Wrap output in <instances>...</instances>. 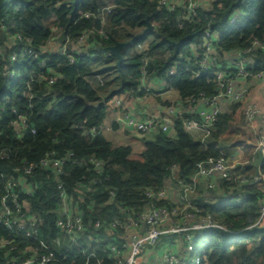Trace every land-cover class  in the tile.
Here are the masks:
<instances>
[{
  "label": "trees",
  "instance_id": "1",
  "mask_svg": "<svg viewBox=\"0 0 264 264\" xmlns=\"http://www.w3.org/2000/svg\"><path fill=\"white\" fill-rule=\"evenodd\" d=\"M86 14L90 17L86 18ZM184 14L182 3L170 12L160 8L159 0H0V47L15 35L32 40L38 53L53 36L60 38L64 33L68 42L62 43L57 52L39 59L21 56L23 43L8 50V55L16 53L19 58L14 81L0 74V104L15 103L19 113H27L36 134L20 141L12 129H3L0 156L6 154L10 159L0 160V194L23 161L38 162L53 151L59 157L69 151L75 152L78 158L96 157L106 163L100 173L87 164L76 167L66 163L68 176L62 178L72 196L78 187L91 189L75 201L91 233L95 221L108 226L120 215L115 204L107 205L109 190L116 191V203L139 210L144 205L146 189L160 190L169 184L182 189V185H193L198 162L225 155L226 151L216 145V140L232 132L239 106H231L220 116L212 139L202 142L187 132L185 123L200 119L191 110L194 102L202 96L209 99L216 96L217 85L194 62L185 59L191 55V45L202 42L206 29L219 32L218 68L235 78L236 72L230 68L227 55L234 50L251 48L253 39L264 44V0H213L212 9L201 8L198 19L185 21ZM234 15H238V20L231 24ZM149 24L154 30L124 48L118 65V58L107 50L131 41ZM84 34L87 41L80 47L84 54L75 55L72 63V48ZM248 57L251 72L264 71V51L252 50ZM43 59L47 60L45 66L41 64ZM176 62H179L176 74L167 77ZM142 71L150 80L167 77L169 89L177 93L178 102L162 99L161 93L143 91ZM51 72L57 75L55 83L39 82L41 78H49ZM196 73L200 76L195 77ZM95 75L102 82L92 79L89 84L82 79ZM23 80L31 81L30 89L16 88V83ZM122 95L135 99L154 96L162 107L179 105L183 114L175 117L172 134L159 129L151 137H142L140 145L131 143L125 136L123 144L117 146L102 130L107 110L100 97L110 100ZM114 128L117 133L119 128ZM254 169L237 168L234 172L246 175ZM261 170L264 172V162ZM212 183L216 185L213 189ZM29 184L35 189L32 211L47 215L57 208L58 183L53 173L37 169ZM195 189L190 198L197 209L228 230L211 229L197 235L201 264H264V225H256L261 216L264 185L240 186L233 181L209 177L196 178ZM241 194L244 198L238 203L236 197ZM49 220L46 228H53L55 215ZM103 233H96L101 240L99 244L83 239L81 251L95 250L104 255L101 247L107 245L108 239ZM0 235L8 238L11 232L0 225ZM66 249L71 258L77 256L80 263L85 261L76 246L68 245ZM7 251L0 250V263L5 261Z\"/></svg>",
  "mask_w": 264,
  "mask_h": 264
},
{
  "label": "built area",
  "instance_id": "2",
  "mask_svg": "<svg viewBox=\"0 0 264 264\" xmlns=\"http://www.w3.org/2000/svg\"><path fill=\"white\" fill-rule=\"evenodd\" d=\"M180 3L185 5L183 20L191 21L199 18L201 8L212 9L213 0H183L182 2L181 0H159L160 8L170 12H174ZM85 16L90 17L89 14ZM237 20L238 15H234L230 23H235ZM180 28L183 26L181 25ZM58 39L53 36L41 47V53H38L32 40L24 39L20 35L12 36L4 47H0V74L12 81L15 80L19 55L16 53L8 55V50L15 44L23 43L21 56L28 55L31 59H39L43 55L59 50L61 43ZM86 41L87 36L84 34L72 48L74 51V55H70L72 63L75 62V55L84 54L80 47ZM64 42L68 43L67 39ZM220 44L221 34L206 29L202 42L192 44L191 55L185 59L187 62H194L202 72L208 74V80L217 85L216 96L210 99L202 96L200 100L194 102L191 110L197 112L200 119L187 121L185 129L195 138L206 142L213 138V129L228 108L239 106V109L243 106L244 121H235L237 110L232 122V132L225 138L216 140V145L226 151L225 155L198 162L193 185H182V189H175L171 184L160 190L146 189L144 205L139 210L116 203V191L109 190L107 205L115 204L120 215L114 217L108 226L100 220L95 221L91 226V233L85 226L79 206L75 204V201L82 199L85 192L91 189L78 187L72 196L62 182V178L68 176L65 170L66 163L76 167L87 164L95 172L100 173L106 167L105 161L93 156L78 158L73 151L67 152L62 157L54 151L47 152L38 162L23 161L21 166L14 169V174L3 186V194H0V225L11 232L8 238L0 235V250H8L5 261L0 264H201L202 256L197 252L199 247L197 235L211 229L228 230L210 215H205L197 209L192 202L190 196L196 192V178L217 177L227 182L233 181L240 186L251 183L264 185V172L261 170V164L264 162V71L253 73L248 69V65L251 64L248 54L257 49L264 51V44L253 39L251 48L234 50L227 55L230 68L236 72L235 78L228 77L226 72L218 68L220 60L216 49ZM199 50H202V53ZM46 63L45 59L41 61L42 66ZM178 65L179 62H176L168 70L167 77L176 74ZM56 76L51 72L49 78H41L39 82L47 81L53 84ZM199 76V73L195 74V77ZM167 77L150 80L142 71L141 89L147 94L161 93V96L174 92L169 89ZM82 79L89 84L92 79L102 82V78L98 75L86 76ZM30 84L31 81L23 80L16 83V88L30 89ZM148 97L154 96L146 95L139 99L144 100ZM100 98L107 110V117L102 126L103 131L117 126L124 132H136L140 138L151 137L159 129L172 134L175 117L183 114L179 105L171 107L158 105L141 117L136 112L128 110L120 96L110 100ZM7 113L10 115H6ZM108 114L112 115L109 125L106 124ZM260 116H262V128L256 132L255 121ZM5 127L12 129L20 141L36 134L27 113H19L13 102L0 104V136ZM9 159V155L0 156L1 161ZM245 167L255 169L246 175L234 172L237 168ZM37 169L53 173L54 180L58 183L59 204L47 215L31 209V199L35 189L29 183ZM181 184L183 183L180 182ZM215 186L212 183L210 188L213 189ZM243 198L242 194L238 195L236 201L241 203ZM261 205V216L256 224L260 226L264 225V191ZM52 215H55L54 227L46 228ZM101 231H104L103 235L108 239L107 245L101 247L104 255H100L95 250L88 253L81 251L83 239L99 244L101 240L99 241L96 233ZM163 239H170V242L165 243L163 249L158 251L157 245ZM68 245L76 246L77 251L83 253L86 258L83 263L78 261L77 256L71 258L66 249ZM176 248L182 252L176 251ZM14 253L17 255L15 256ZM202 254H205V251Z\"/></svg>",
  "mask_w": 264,
  "mask_h": 264
},
{
  "label": "crops",
  "instance_id": "3",
  "mask_svg": "<svg viewBox=\"0 0 264 264\" xmlns=\"http://www.w3.org/2000/svg\"><path fill=\"white\" fill-rule=\"evenodd\" d=\"M172 95V99L171 96ZM123 98L124 100V105L125 107L130 110V111H134L136 112V114H138L139 116H143L146 112H150L152 111L154 108L158 107V105H160L157 101L156 98L154 97H148L144 100H141L139 98H132L131 96H120ZM162 99L164 100H170L171 102H178L179 98H178V95L176 92H170V93H167L163 96H160ZM112 118V115L111 114H108V118H107V121H106V124L109 125V121L111 120ZM115 126H112L110 130H107V131H104L105 133V136L110 140V136L111 134H115L116 132L114 131V128ZM119 131H123L121 129L118 130ZM117 132V133H118ZM123 133V132H122ZM125 133L127 134H131V133H134V132H131V131H125ZM108 134V135H107ZM123 140V138H122ZM176 251L178 252H182V250H179L176 248Z\"/></svg>",
  "mask_w": 264,
  "mask_h": 264
},
{
  "label": "rangeland",
  "instance_id": "4",
  "mask_svg": "<svg viewBox=\"0 0 264 264\" xmlns=\"http://www.w3.org/2000/svg\"><path fill=\"white\" fill-rule=\"evenodd\" d=\"M131 54H134V51L131 52ZM172 99V95H170ZM264 103V102H263ZM261 119H262V116L259 117V119H256L255 121V131L258 132L259 130H261L262 128V124H261ZM235 121H244L243 120V106L242 108L240 107L238 109V111L236 112V115H235ZM123 132V133H122ZM119 131L118 133H115V134H111V138H110V142H112L114 145H122L123 143V140L122 138H124L125 136L128 138L129 141H131V143H134V144H139L141 143V138H140V135L137 134L136 132L134 133H131L130 135L129 134H126L124 131ZM246 134V132H245ZM108 135V134H107ZM129 135V136H127ZM248 136V135H246ZM252 151V149H251ZM167 242H170V239H163L162 241H160L157 245V250L160 251L163 249V246L165 245V243Z\"/></svg>",
  "mask_w": 264,
  "mask_h": 264
},
{
  "label": "water",
  "instance_id": "5",
  "mask_svg": "<svg viewBox=\"0 0 264 264\" xmlns=\"http://www.w3.org/2000/svg\"><path fill=\"white\" fill-rule=\"evenodd\" d=\"M153 31V26L152 25H148V28L146 30H144V32L142 34L136 35L131 41L127 42V43H121L116 45L115 47H112L110 49H108L111 53H113L117 58H118V65H120V63L122 62V57H121V51L126 48L129 47L131 45L134 44V42L138 39H142L145 38L150 32ZM66 35L63 33L60 38L58 39L59 43H63L66 40Z\"/></svg>",
  "mask_w": 264,
  "mask_h": 264
}]
</instances>
